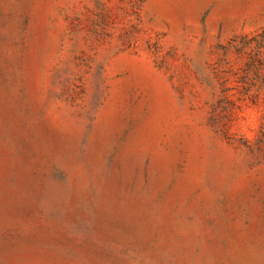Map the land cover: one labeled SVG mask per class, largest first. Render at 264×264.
<instances>
[{
  "label": "rangeland",
  "instance_id": "rangeland-1",
  "mask_svg": "<svg viewBox=\"0 0 264 264\" xmlns=\"http://www.w3.org/2000/svg\"><path fill=\"white\" fill-rule=\"evenodd\" d=\"M256 252L264 0H0V264Z\"/></svg>",
  "mask_w": 264,
  "mask_h": 264
},
{
  "label": "bare ground",
  "instance_id": "bare-ground-1",
  "mask_svg": "<svg viewBox=\"0 0 264 264\" xmlns=\"http://www.w3.org/2000/svg\"><path fill=\"white\" fill-rule=\"evenodd\" d=\"M249 261V264H264V252H256Z\"/></svg>",
  "mask_w": 264,
  "mask_h": 264
}]
</instances>
